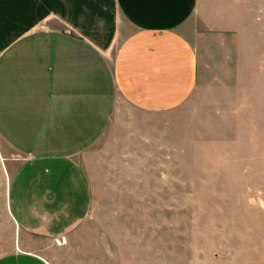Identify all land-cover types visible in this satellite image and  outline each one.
<instances>
[{"label": "rangeland", "instance_id": "1", "mask_svg": "<svg viewBox=\"0 0 264 264\" xmlns=\"http://www.w3.org/2000/svg\"><path fill=\"white\" fill-rule=\"evenodd\" d=\"M244 33L195 44L194 94L138 114L120 100L81 161L87 219L61 240L24 233L9 189L22 155L0 136V256L18 248L58 264H264V0H242Z\"/></svg>", "mask_w": 264, "mask_h": 264}, {"label": "crops", "instance_id": "2", "mask_svg": "<svg viewBox=\"0 0 264 264\" xmlns=\"http://www.w3.org/2000/svg\"><path fill=\"white\" fill-rule=\"evenodd\" d=\"M242 0H0V136L22 160L9 203L19 229L62 243L87 219L81 159L120 100L138 114L176 109L200 63L189 28L242 38ZM18 248L0 264H58Z\"/></svg>", "mask_w": 264, "mask_h": 264}]
</instances>
